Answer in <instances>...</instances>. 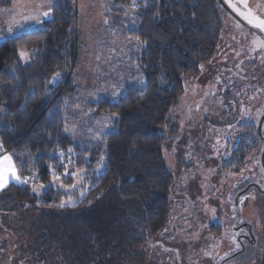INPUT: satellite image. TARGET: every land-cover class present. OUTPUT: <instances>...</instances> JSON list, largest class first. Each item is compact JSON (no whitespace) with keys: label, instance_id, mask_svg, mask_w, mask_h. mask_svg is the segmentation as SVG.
<instances>
[{"label":"trees","instance_id":"obj_1","mask_svg":"<svg viewBox=\"0 0 264 264\" xmlns=\"http://www.w3.org/2000/svg\"><path fill=\"white\" fill-rule=\"evenodd\" d=\"M14 1L0 0V8ZM110 1L112 16H138L126 32L135 52L129 63L124 57L126 67L119 64L130 83L116 97L85 103L110 126L106 142L77 143L64 131L66 98L79 91L74 0H56L42 27L0 45V150L11 152L26 175L30 164L19 165L20 158L31 154L34 162L32 183L0 192V264H153L146 244L170 238L180 223L166 129L188 83L217 52L226 25L222 6L219 0H135V7L133 0ZM21 51L30 54L28 63ZM56 73L59 79L49 83ZM216 95L223 100L220 116L233 112L230 103L240 105L228 89ZM237 132V144L228 143L222 160L225 172L242 170L253 151H264L257 124H241ZM67 163L70 170L61 174ZM253 187L259 188L241 193ZM221 232L220 225L210 227L214 235Z\"/></svg>","mask_w":264,"mask_h":264},{"label":"rangeland","instance_id":"obj_2","mask_svg":"<svg viewBox=\"0 0 264 264\" xmlns=\"http://www.w3.org/2000/svg\"><path fill=\"white\" fill-rule=\"evenodd\" d=\"M74 1L78 45L74 81L79 91L77 89L75 97L66 98L64 131L68 128L65 132L77 143H85L98 140L96 133L102 128L105 133L110 131V126L102 125L93 111L85 108V103L106 95L116 97L125 84L130 83L129 79L122 78L119 64L123 61L126 67L125 59L129 63L130 54L135 52L133 49L130 53L131 41L127 40L126 32L135 25L138 13L129 11V14L114 17L109 13L110 0ZM222 1L224 5L220 0L219 3L226 25L217 52L201 67L200 76L188 83L187 93L175 105L169 129H166L170 133L166 163L178 184L173 204L180 223L176 231L171 230L170 238L146 244V259L153 264H222L239 253L242 243L244 252L224 264H260L263 255L262 151H253L240 171H223L222 160L227 156L228 143L232 141L233 147L237 144L234 145L240 137L237 127L245 123L259 126L264 115V39L248 28L254 27L239 16L227 0ZM248 2L253 13L264 19V0ZM27 3V0H17L11 9L0 8V45L26 31L24 22L28 20L25 17L36 15V10L31 11ZM18 18L21 22H17ZM2 25L7 27L1 29ZM21 59L24 64L28 63L30 54ZM225 89L230 90L240 105L230 103L233 112L220 116L223 100L216 95V90L221 94ZM227 98L225 100H229ZM215 102H219L218 107L212 106ZM28 156L21 157L18 163L30 164L28 178L33 180L34 162L31 154ZM250 185H257L261 190L253 187L241 193ZM178 198L185 201L181 203ZM237 215L240 229H236ZM213 224L222 226L220 235L210 233ZM250 228L254 243L245 239Z\"/></svg>","mask_w":264,"mask_h":264},{"label":"snow or ice","instance_id":"obj_3","mask_svg":"<svg viewBox=\"0 0 264 264\" xmlns=\"http://www.w3.org/2000/svg\"><path fill=\"white\" fill-rule=\"evenodd\" d=\"M48 2V7L47 11H43L42 13H38L37 15H29L25 17L26 20H31L34 21L37 24H43L44 19L43 18H48L52 15L53 9L55 7L54 0H47ZM229 3V6L243 19H245L248 24L252 25L254 28L259 29L261 32H264V19H261L260 16H257L253 13L252 9L249 7V2L248 0H236V2H233V0H227ZM43 6V5H41ZM135 0H133V7H135ZM105 23H107V20H105ZM12 29H9V32H11ZM137 40V45L140 46V41L139 37L136 38ZM262 46H264V42H262ZM19 55L24 58L27 56V53L24 51H21ZM203 67V66H201ZM60 73H56L55 76L53 77V80L50 81L49 83H55L57 79H59ZM142 83V81H141ZM107 127V126H105ZM65 131H69L68 128H65ZM106 136V133L104 129H100L99 132L96 133V138L100 139L101 142H106L104 140V137ZM2 147V145H0ZM103 160L104 157L103 155L101 156V162H100V167L103 166ZM81 172L84 171L83 169L80 170ZM77 173H73V175H76ZM15 180L20 183H27L26 179H22L21 175L19 174V171L17 169L16 164L13 161V158L11 155H3L0 157V190L4 189L9 181ZM54 179H60L59 177H54ZM43 187V186H41ZM72 187H75V185H72ZM33 191H38L37 188H33ZM67 203L71 204L72 206H75V202L69 200ZM65 202H61L59 207H64ZM237 248H239V245H236Z\"/></svg>","mask_w":264,"mask_h":264},{"label":"crops","instance_id":"obj_4","mask_svg":"<svg viewBox=\"0 0 264 264\" xmlns=\"http://www.w3.org/2000/svg\"><path fill=\"white\" fill-rule=\"evenodd\" d=\"M16 1H17V0L14 1V3H13V5H12L11 8H13V6H15ZM27 1H28L27 5H28L29 9H30L31 11L34 10V9L36 10V11L34 12V13H36V15H37L38 13H41L43 10H46V11H47V7H48V2H47V0H27ZM55 2H56V0H54V3H55ZM41 5H43V6H41ZM11 8H9V9H11ZM30 13H33V12H30ZM50 17H51V16H50ZM50 17L45 18V19H44V22H45L46 20H48ZM19 18H20V17H19ZM19 18H18L17 22H21V20H20ZM24 25H26V31H33V30H35V29H39L40 27L43 26V24L35 25V22H34V21H31V20H28L26 23L24 22ZM3 26H4L5 28L7 27V25H2L1 29H5V28H3ZM26 31H25V32H26ZM5 154H7V155H11V156H12L13 161H14V163L16 164L17 169H18L19 174L21 175L22 179H26V180H27V183H29V182L32 183V181L28 178V175L24 174V173L22 172V170L20 169V167L18 166L17 161H16V158L14 157V155H13L11 152H8V151H5V150H0V157H2V156L5 155ZM12 183H15V184H22V183H20V182H17V181H15V180H11V179H10L9 183L7 184V186H6L4 189H6V188H7L10 184H12ZM4 189L0 190V192L3 191Z\"/></svg>","mask_w":264,"mask_h":264},{"label":"water","instance_id":"obj_5","mask_svg":"<svg viewBox=\"0 0 264 264\" xmlns=\"http://www.w3.org/2000/svg\"><path fill=\"white\" fill-rule=\"evenodd\" d=\"M220 3L221 4H223L224 5V2L222 1V0H220ZM226 7V6H225ZM239 20V19H238ZM240 21V20H239ZM241 22V21H240ZM243 22V21H242ZM244 24V23H243ZM247 27H248V25H247ZM249 29H251L252 31H254V32H256L257 34H259L263 39H264V34L263 33H261L260 31L258 32V30H255L254 28H252V27H248ZM263 123H264V115L262 116V118H261V120H260V122H259V126H258V128H259V133H260V136L262 137V127H263ZM262 165H263V168H264V151H263V153H262ZM176 180H174V182H175ZM236 207H237V205H236ZM238 219H239V215H238Z\"/></svg>","mask_w":264,"mask_h":264},{"label":"flooded vegetation","instance_id":"obj_6","mask_svg":"<svg viewBox=\"0 0 264 264\" xmlns=\"http://www.w3.org/2000/svg\"><path fill=\"white\" fill-rule=\"evenodd\" d=\"M260 189V188H259ZM261 190V189H260ZM262 191V190H261ZM236 205H237V202H236ZM237 208V207H236ZM238 216V215H237ZM239 220L240 219H238L237 218V222H236V229H240V226H239ZM174 225V224H173ZM242 239H243V237L241 236V238H240V241H241V243H242ZM245 239H248V240H250V241H252V243H254L255 242V238H254V236H253V234H252V231H251V228H250V234H249V236L247 237V238H245ZM242 245H243V247H242V252H244V250H245V248H244V243H242ZM241 252V253H242ZM241 253H239V254H241ZM237 255L236 254H233L232 256H230L229 258H227L226 260H224L223 262H222V264H224L226 261H229L230 260V258L232 259V258H235Z\"/></svg>","mask_w":264,"mask_h":264},{"label":"built area","instance_id":"obj_7","mask_svg":"<svg viewBox=\"0 0 264 264\" xmlns=\"http://www.w3.org/2000/svg\"><path fill=\"white\" fill-rule=\"evenodd\" d=\"M66 161H68V159H66ZM69 170H70V167L68 166V163H67L65 166H62L59 171L61 172V174H66Z\"/></svg>","mask_w":264,"mask_h":264}]
</instances>
